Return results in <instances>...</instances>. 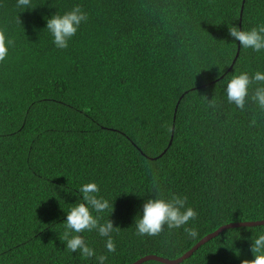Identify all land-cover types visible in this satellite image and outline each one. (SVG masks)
<instances>
[{"label":"trees","instance_id":"obj_1","mask_svg":"<svg viewBox=\"0 0 264 264\" xmlns=\"http://www.w3.org/2000/svg\"><path fill=\"white\" fill-rule=\"evenodd\" d=\"M76 4L88 20L57 49L45 17ZM31 6L0 0V31L14 42L0 62V264H96L64 243L76 188L90 181L114 205L115 252L94 230L82 233L105 264L174 259L222 225L264 219V114L251 102L244 111L228 104L220 85L238 71H264V52L228 35L229 26L264 23V0ZM174 193L197 212L184 226L197 235L165 227L137 236L143 200ZM261 230L225 229L178 264H240L253 258L250 239Z\"/></svg>","mask_w":264,"mask_h":264},{"label":"clouds","instance_id":"obj_2","mask_svg":"<svg viewBox=\"0 0 264 264\" xmlns=\"http://www.w3.org/2000/svg\"><path fill=\"white\" fill-rule=\"evenodd\" d=\"M16 7L22 10L33 8L31 0H16ZM45 20L44 28L50 34L54 46L57 49H66L81 25L87 22L88 13L76 4L67 11L52 13L45 17ZM228 35L236 46L238 42L239 47L243 49H251L257 53L264 52V23H259L249 29L232 25L228 27ZM13 43L12 40L6 39L5 34L0 31V62L8 56L9 46ZM220 85L228 104L244 111L251 102L256 105L261 114H264V71L257 70L251 74L247 71H238L220 80ZM216 104V100L210 101V107L214 108ZM255 122L253 118L251 123L255 124ZM76 189L80 195L75 202H79L74 203L67 210L64 219L65 246L70 252H79L85 258L94 257L96 264H105L108 259L107 255H98L83 238L82 233L94 230L100 237L105 238V248L108 252L116 251L112 233L117 231V226L109 219L114 210L113 200L110 204L109 200L98 195L100 188L94 181L84 183ZM64 190L70 192L71 188ZM106 210H110L108 219L101 223V214ZM138 213L139 217L135 219V234L141 237L157 236L165 227L168 229L184 227L197 216L195 209L187 206V196L175 193L168 197L148 196L143 200ZM184 231L193 237L197 235L196 230L191 227H184ZM250 240L253 258L241 259L240 264H264V230Z\"/></svg>","mask_w":264,"mask_h":264},{"label":"water","instance_id":"obj_3","mask_svg":"<svg viewBox=\"0 0 264 264\" xmlns=\"http://www.w3.org/2000/svg\"><path fill=\"white\" fill-rule=\"evenodd\" d=\"M237 56V55H236ZM258 225H264V219L263 220H257V221H243V222H231L227 223L225 225H222L215 231L208 233L205 235L201 240H199L193 247H191L188 251H186L183 255L174 258V259H169L165 258L156 254H148L140 257L136 261H134L131 264H142L145 261L148 260H156L164 264H178L182 262L184 259L188 258L193 254V252L198 249L202 244L206 243L210 239L216 237L219 233L223 232L225 229L228 228H233V227H243V226H258Z\"/></svg>","mask_w":264,"mask_h":264}]
</instances>
